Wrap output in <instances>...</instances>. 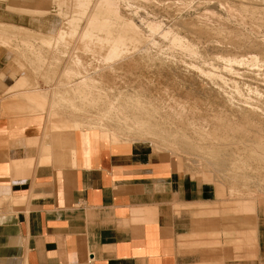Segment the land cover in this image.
Returning a JSON list of instances; mask_svg holds the SVG:
<instances>
[{"label": "bare ground", "instance_id": "bare-ground-1", "mask_svg": "<svg viewBox=\"0 0 264 264\" xmlns=\"http://www.w3.org/2000/svg\"><path fill=\"white\" fill-rule=\"evenodd\" d=\"M38 1L43 7V13L34 10L38 9V4L32 0H6L0 4H5L7 11L14 15H41L43 17L50 13L51 7L56 9L64 5L70 9L75 2L77 7L83 9V13L78 14L76 18L79 19H72L73 16H69L70 20L66 22L67 24L61 25L58 21L52 25L51 29L49 27L48 33L30 29L28 28L30 26L25 27L13 21H0V58L5 61V56L10 54L17 64V74H22L18 72L49 73L54 64L52 63L50 68L49 62H46L54 56L51 50L57 51L55 57L61 56L65 59L69 57L74 60L72 63H75L78 70L73 72L74 68L69 65L70 61L61 70L63 74H66L65 77L57 79L59 96L52 97L51 103L58 113L54 110L56 114L53 120L58 119L63 126L71 128L72 118L75 116L71 118L66 116V113L63 115V112L72 111L75 108L81 114L79 123L73 120L75 125L79 127L85 125L87 128L92 125L91 131L98 137L101 129L104 130L106 128L104 125L107 124L108 129H111L107 137L113 145L119 142L130 144L124 141L131 138L138 141L150 140L154 151L180 158L186 171L195 173L196 167L200 166L199 171L202 177L210 178L206 175L211 174L212 180L229 184L230 193H228L231 196L254 194L249 192L252 188L244 192L246 189L243 187L244 191L239 190L241 188L238 189V185V187L240 185L257 187L264 185V173L261 172L264 168V107L261 108L259 105L261 102L254 103L255 99L245 101L248 98H244V101H240L243 99L241 94L244 92H239L244 87H246L245 90L253 89L250 92L255 91L254 93L262 99L261 101L264 100V35L260 32V29L264 28V0H214L215 3L211 2L213 0ZM28 8L32 10L29 9V12ZM139 8L145 10L143 15L139 14L142 12L137 10ZM213 8H221L226 13V19L210 11ZM202 10L210 12L202 13ZM79 21L83 25L79 26ZM231 22H234V25H231ZM245 26L249 27L248 31H245V28L242 29ZM2 36H6L5 39ZM10 37L17 39L22 46L15 44L17 40L13 43L8 42ZM72 39L76 44H72L73 47L70 48L69 53L70 50L66 48L68 43L64 41L68 42ZM194 41H198L201 47ZM60 42L66 43V47H62L65 52L59 48ZM164 43L169 45V49H163ZM59 50L61 53L58 52ZM84 53L86 56V53H90L94 57L93 60H97V62L94 61L96 65L90 62L94 64V70H92L93 67L89 69L91 64L83 61ZM221 53L229 55L235 53L242 54V56L232 55L233 57H230ZM146 57L152 58V62H157L159 70L160 68L173 69V72L177 73V80L174 78L176 81H173L174 79L168 81H172L171 85L177 89L179 87L182 91L185 90V99L175 98L174 95L170 98L166 96L170 99V104L171 102L173 104V106L170 105L173 107L171 111L170 108L164 107L167 105L164 95L172 89L170 83H164L163 80L153 82L152 76L146 77L145 75L142 76L145 80L135 79L140 88L138 92H131L137 90V86L136 89L132 87L130 92H125L126 87L125 91L120 89V84L118 85L116 79L111 76L126 70L127 65L136 67V63ZM184 57L190 58L191 61L183 60ZM207 58L214 63L222 62L225 69L223 66L221 68L225 70L224 72L227 71L229 76L230 74L235 75L229 77L227 74L229 78L227 76L224 78L223 74L222 78L219 72L213 70L212 73V68H216L217 65L216 63L210 64ZM147 64L149 67V62ZM54 65L56 67V63ZM150 65H152L151 62ZM207 65L212 67L211 71L207 70ZM237 65H246L249 67L248 72L234 71L233 67ZM128 67L127 69H130ZM52 71L54 73V69ZM171 74L173 76V73ZM24 77L27 78L26 75ZM33 80L28 83L34 90L38 85ZM18 83H15L13 87L19 90L26 86L27 81H18ZM152 83H157V87L153 86L156 89L152 88L153 91L155 90L154 94L151 91ZM253 84L259 89L254 88L255 86L250 88ZM141 89L145 92L147 89L149 93L141 92L144 91ZM194 89L201 90L200 94L208 97L206 100H211L215 104V109L211 114L207 113L208 110L203 112L199 107L202 96L195 94ZM239 93L240 100L236 96ZM32 95L30 92V95L27 94L24 97L30 100ZM39 95L42 103L35 106L41 109L46 104V96L41 92ZM249 97L254 98L251 95ZM21 101L23 103V100ZM209 104L207 102V105ZM88 111L92 112V114L90 112L92 116L90 114L87 116ZM78 117L77 114L76 119ZM259 190L262 191V188Z\"/></svg>", "mask_w": 264, "mask_h": 264}, {"label": "crops", "instance_id": "crops-1", "mask_svg": "<svg viewBox=\"0 0 264 264\" xmlns=\"http://www.w3.org/2000/svg\"><path fill=\"white\" fill-rule=\"evenodd\" d=\"M19 76L0 86V264H264L256 205L147 143L63 126Z\"/></svg>", "mask_w": 264, "mask_h": 264}, {"label": "rangeland", "instance_id": "rangeland-1", "mask_svg": "<svg viewBox=\"0 0 264 264\" xmlns=\"http://www.w3.org/2000/svg\"><path fill=\"white\" fill-rule=\"evenodd\" d=\"M4 1H6V0H0V3L1 2H4ZM34 3L36 2V4H38V9H34V10H38L37 12L38 13H43V10H42V5L40 4V2L38 1V0H32ZM195 2V1H194ZM212 3H215L214 2V0L213 1H211ZM210 2V3H211ZM74 4H72L73 6H72V8H70V9H67L64 5H60V6H58L56 9L54 8V7H51V9H50V13H48L47 15H45V16H41V15H33V16H29V15H14V14H12L11 12H9V11H7V7H6V5L5 4H0V21H3V22H6L7 20H8V22L9 21H13L14 23L16 22V24H20V25H22V26H25V27H28V26H30V27H28V28H30V29H33V30H38V31H40V32H42V33H48L49 31H50V29H51V27H53L52 25H54V24H56L58 21H60V23H61V25L64 23V24H67L68 22H69V20H70V17L71 16H73L72 17V19H75L77 16H79L78 14H82L83 13V9H81V8H79V7H77V5H75V2H73ZM211 3V4H212ZM264 4V3H263ZM1 5H3V6H1ZM5 6V7H4ZM133 6V5H132ZM135 6V5H134ZM133 6V7H134ZM29 9L30 8H28V11H29ZM66 9V10H65ZM30 10H32V9H30ZM137 10H141V11H139V12H141V13H139L140 15H143L144 13L143 12H145V10L143 11V9H141V8H139V9H137ZM68 11H70V12H68ZM210 11H214V12H216V13H218V15H221V18L222 19H226V13H224V11L221 9V8H213V9H211ZM209 10L208 11H205V12H210ZM30 12V11H29ZM65 12V13H64ZM202 13H205L204 12V10H202L201 11ZM67 13V14H66ZM143 13V14H142ZM52 15V16H48V15ZM151 15V14H150ZM149 15V16H150ZM28 16V17H27ZM47 16V17H46ZM70 16V17H69ZM27 18V19H25V18ZM53 17H54V19H53ZM160 17V16H159ZM44 18V19H43ZM47 18V19H46ZM69 18V19H68ZM76 19H79V18H76ZM15 20V21H14ZM50 20V21H49ZM31 21V22H30ZM47 21H48V23H47ZM68 21V22H67ZM81 21V20H80ZM79 21V26H81V25H83L81 22ZM25 22V23H24ZM27 22V23H26ZM55 22V23H54ZM67 22V23H66ZM23 23V24H22ZM26 24V25H25ZM33 24V25H32ZM231 25H234V22H231ZM33 26H34V28H33ZM37 26V27H36ZM39 26V27H38ZM49 27H50V29H49ZM64 27H67V26H64ZM245 28V29H244ZM248 28V29H247ZM242 29H244L245 31H248L249 30V27H242ZM264 29V28H263ZM263 29H260V32H261V34H263L264 35V30ZM4 37V39H5V37L6 36H2V38ZM7 38H9V37H7ZM7 40V39H6ZM17 40V39H14V38H11L10 37V39H8L7 41L8 42H11V43H13V42H15V41ZM74 42V43H71V42ZM70 41H64V42H66V43H68V45L70 46H68V45H66L65 46V44L66 43H64L63 44V42H60L59 44L61 45H59L58 44V46H59V48H61V51L63 52V50H64V48L62 49V47H66L67 49H69L70 50V48L71 47H73V45H75L76 44V42L74 41V39H72V40H70ZM195 43H199L198 41H194ZM15 44L16 45H18L19 47H21L22 46V44L20 43V42H18V40L15 42ZM73 44V45H72ZM166 44V45H165ZM63 45V46H62ZM164 45V47H163V49L164 48H166V49H169V45L167 44V43H164L163 44ZM197 45V48H199V45H200V47H201V44L199 43V45L198 44H196ZM168 48H167V47ZM8 48H11V47H8ZM166 49H164V50H166ZM69 50H67V52L69 51ZM61 51L59 50L58 52L59 53H61ZM64 52H65V50H64ZM71 52V50L69 51V53ZM176 53L178 52V51H175ZM56 53H57V51L56 50H51V54L52 55H54L53 57H51V58H49V60L48 61H46V62H49V66H50V68H51V66H52V63H56V67H55V65L53 64V67H55V68H53L54 69V73H53V69L51 68H49L51 71L49 72L50 73V75H49V73H47V72H43V73H38V74H33V73H23V72H18V73H22V74H17L16 72H17V64H15V62H14V60L12 59V57H11V55L9 54V55H6L5 57V61H4V59L2 60V58H0V86L3 88V89H7L8 87H5L4 85H3V79H4V77H6V76H9V78H11V81H13V77H15V76H17V75H20L19 76V78L18 79H16L15 81H14V84L15 83H18V81L19 82H26L27 81V83H26V86H28L29 85V87H26L27 89L28 88H30V87H32L29 83H28V81H32L34 78H35V80H33L34 82H37V85L38 86H36L35 88L36 89H34V91H37V92H39V91H41V92H49V96H54V97H58L59 96V92H58V84H57V81L59 80V79H61L62 77H65V75L66 74H63V72L61 71L62 70V68L64 67V65L65 64H67V63H69L70 61V66H72L71 68H74V69H72L73 70V72H75L76 71V69L78 68L76 65H75V63H72V62H74V60H72V59H70L69 57H68V59L66 58H62L61 56H58V57H55L56 56ZM87 54V56L85 55V53L83 54V56H82V59H83V61L85 62V63H89V64H91L92 65V63L96 60H93L94 59V57L93 56H91L90 55V53H86ZM89 54V55H88ZM222 55H225V54H227V53H221ZM84 55H85V57H84ZM233 55V54H232ZM231 54L229 55V54H227V56H230V57H238V56H242V54H235L234 53V55L232 56ZM237 55V56H236ZM93 57V58H91V57ZM226 56V55H225ZM60 57V58H59ZM89 57V58H88ZM13 58H15V57H13ZM53 58V59H52ZM58 58V59H57ZM145 58V57H144ZM142 59V60H139L140 62H138V63H136V67H130V65H129V67H130V69H127V67H128V65L126 66V70H128V71H126V70H124V71H120L119 73H117V74H115V75H111L112 76V78L113 79H116V83L119 85V86H121L120 87V89H122L123 91H125V87H126V91L125 92H130L133 88L134 89H136V86H137V88H138V86H139V84L136 82V80H138V79H142V80H145V78L143 79L142 78V76H145L146 75V77H148V76H152L151 78V80L153 81V82H157L158 80L159 81H162L163 80V82L164 83H166V82H168V83H172V81H168V80H173L174 78H176V80H177V76H176V74H175V72H173V69H170L169 70V68H166V69H161L160 68V70L158 69L159 67L157 66V62H155V61H151L152 60V58L151 59H149V58H147L146 57V59ZM209 58H211V57H209ZM209 58H207V60H208V62L210 63V64H215L211 59H209ZM11 59V60H10ZM166 59V58H165ZM92 60V61H91ZM149 62V67H148V62ZM178 60V59H177ZM183 60H185V61H188V62H190L191 61V59L189 58V59H187L186 57H184L183 58ZM210 60V61H209ZM63 61V62H62ZM89 61V62H88ZM146 61V62H145ZM194 61H195V59H194ZM11 62H13V63H11ZM90 62H92V63H90ZM95 62H97V60L95 61ZM94 62V63H95ZM141 62H143V63H141ZM150 62L152 63V65H150ZM212 62V63H211ZM58 63V64H57ZM144 63H145V65H147V66H145L144 65ZM209 63H208V65H209ZM221 63L222 62H217L216 63V65H217V67L216 68H212V67H209L208 65H207V70L209 69H211L212 68V73H213V70H215V71H217V72H219L220 74V76L223 78V74H224V78H226V76H227V71H226V73L224 72L225 70V67H224V65H223V63H222V65H221ZM34 64V63H33ZM51 64V65H50ZM74 66H73V65ZM97 63H95V65H96ZM143 64V65H142ZM153 64H155L154 66H153ZM219 64H220V67H219ZM26 65V64H25ZM90 65V70H91V68L94 66V64L91 66ZM133 65V64H132ZM131 65V66H132ZM77 68H76V67ZM142 66H144V67H142ZM156 66V67H155ZM223 66V68L224 69H222L221 67ZM95 67V66H94ZM94 67H93V69L92 70H94ZM128 67V68H129ZM148 67V68H147ZM152 67V68H151ZM167 67V66H166ZM56 68H57V70H56ZM136 68V69H135ZM154 68V69H153ZM64 69V68H63ZM134 69V70H133ZM158 71H157V70ZM217 69V70H216ZM233 69H234V71H236V70H239L238 71V73H247L248 72V69H249V67H247L246 65H237L236 67H233ZM78 70V69H77ZM130 70V71H129ZM149 70V71H148ZM169 72H168V71ZM172 70V71H171ZM247 70V71H246ZM60 71V72H59ZM137 71H139V73L137 72ZM142 71H143V73H142ZM151 71V72H150ZM156 71H157V73H156ZM162 73H161V72ZM223 71V72H222ZM246 71V72H245ZM58 72V73H57ZM72 72V73H73ZM89 72H92V71H89ZM129 72V73H128ZM148 72V73H147ZM237 72V71H236ZM16 73V74H15ZM47 73V74H46ZM52 73V74H51ZM61 73V74H60ZM125 73V74H124ZM138 73V74H137ZM160 73V74H159ZM171 73H173V76H172V74ZM46 74V75H45ZM62 74H63V76H62ZM122 74V75H121ZM124 74V75H123ZM129 74V75H128ZM152 74V75H151ZM158 74V76H156V75ZM164 74V75H163ZM168 74H170V75H168ZM25 75H27V78L26 77H24ZM31 75V77H32V75H33V77H32V79L30 80V78H29V76ZM54 75V76H53ZM154 75V76H153ZM163 75V76H162ZM168 75V76H167ZM217 75V74H216ZM215 75V76H216ZM235 74H233V75H231L230 74V76H229V74H228V76L229 77H233ZM49 76H51L50 78H49ZM73 77H72V79L74 80V76H75V73H74V75H72ZM115 76V77H114ZM140 78H139V77ZM166 76V77H165ZM172 76V77H171ZM176 76V77H175ZM227 76V77H228ZM237 76V75H236ZM21 77V78H20ZM61 77V78H60ZM117 77V78H116ZM120 79H119V78ZM131 77H133L132 79H131ZM137 77V78H136ZM228 77V78H229ZM240 77H242V76H240ZM24 78H26V79H24ZM59 78V79H58ZM154 78V79H153ZM169 78V79H168ZM20 79V80H19ZM56 79V80H55ZM58 79V80H57ZM136 79V80H135ZM165 79H166V81H165ZM5 80V79H4ZM18 80V81H17ZM53 80V81H52ZM132 80H134V82L132 81ZM175 79L173 80V81H176ZM48 81V82H47ZM121 82V83H120ZM133 82V83H132ZM32 83V82H31ZM76 83H77V81H76ZM171 83H170V85H171ZM13 84V85H14ZM19 84V83H18ZM72 84H74L73 82H72ZM157 83H152L151 84V89L153 88H155V87H153V86H155ZM126 85V86H125ZM132 85V86H131ZM146 87H147V85L146 84H144ZM254 87V88H258L259 89V87H257V85H255V84H253V85H250V88H252V87ZM25 87H23V89H26ZM129 87V88H128ZM131 87V88H130ZM133 87V88H132ZM156 87H157V85H156ZM168 87V90H169V88L171 87L172 89H170V91H168V92H170L169 94H165L164 95V99H167V100H165V102L167 103V105L168 106H173V104H172V102H171V104H170V99H168V98H170V96L171 95H174V97L176 98H179V99H185L186 98V96L184 95V91L185 90H183L182 91V89H180L179 87H178V89L176 88V87H174V86H170L169 87V85L167 86ZM38 88V89H37ZM55 88H57V89H55ZM244 88H246V87H244ZM244 88H242L239 92L240 93H242V92H244L243 94H241V96H242V98L243 99H241L240 100V93L238 94V95H236L238 98H239V100L240 101H244L245 99H247V100H245V101H252V100H256V101H253L254 103H260L259 105H261V108H263L264 106V100L263 101H261L262 99H260L259 98V96H257L256 95V93H254L253 91L252 92H250L251 90H253V89H250L249 90V88H247L246 90L248 91V92H250V94L244 89ZM3 89H2V92H3ZM31 89V88H30ZM33 89V88H32ZM39 89H45V90H39ZM127 89H128V91H127ZM139 89L140 88H138L137 90H132L131 92H138L139 91ZM151 89H149V90H151ZM153 89L151 90L152 91V93L154 94L155 93V90L153 91ZM156 89V88H155ZM167 89V88H166ZM141 90H144V89H141ZM140 90V91H141ZM243 90V91H242ZM246 92H245V91ZM54 91H56V92H54ZM199 91H201V90H198V89H194V92H195V94L196 93H198V95L201 97H204V98H202L201 97V99H202V102H201V105L199 104V107L202 109V111L203 112H207V110H208V114H211V112H212V110H214L215 109V104L211 101V100H209V101H207L206 99L208 98H206V96H204V95H202V94H200V92ZM141 92H144V93H147L148 91H147V89H146V92H145V90L144 91H141ZM40 93V92H39ZM55 93V94H54ZM149 93V92H148ZM245 93L247 94L248 93V95H246V96H243V95H245ZM252 93V94H251ZM152 94V95H153ZM255 94V95H254ZM4 95V94H3ZM38 95V94H37ZM37 95H34V97L35 96H37ZM235 95V94H234ZM253 96L252 98L253 99H250V97L249 96ZM168 98H167V97ZM0 97H1V99L3 100V99H6L5 97H2V94H1V91H0ZM56 97V98H57ZM236 97V98H237ZM259 99H258V98ZM237 98V99H238ZM245 98V99H244ZM258 99V101H257V99ZM1 100V101H2ZM205 100H206V103H205ZM204 101V102H203ZM75 104H76V102H75V100L73 101ZM168 102H169V104H168ZM207 102H208V104L209 105H207ZM214 104V105H213ZM2 105V104H1ZM166 105V104H165ZM164 106V107H167V108H170L169 110L171 111V108H173V107H168V106ZM211 105V106H210ZM54 106V105H53ZM46 107H47V104L44 106V108L46 109ZM77 107H78V104H77ZM52 109V108H51ZM65 110V109H64ZM92 110V109H91ZM165 110H168V109H165ZM76 111V109L74 108L72 111L70 110H66L65 112H63L64 114L63 115H65V113H66V116H70L71 118L72 117H74V118H72V122L74 123V125L76 124L75 122H78L79 123V121H80V115L81 114H79L78 113V111H76L75 112V114H74V112ZM172 111H173V109H172ZM201 111V112H202ZM89 113H86L87 114V116H89V114H90V112L91 111H88ZM67 114H69V115H67ZM77 114H78V119H76L77 118ZM85 114V115H86ZM91 114H92V112H91ZM90 114V116H92ZM2 117V113H0V118ZM90 118V117H89ZM93 118V117H92ZM76 119V120H75ZM75 122H74V121ZM72 124V123H71ZM107 124H105L104 125V130L103 129H101V132L98 134V136L100 135H104V134H106V135H108L109 133H110V128L108 129V125L106 126ZM92 125H90V126H88V127H90V128H87V126L85 127V125H83L82 127H79V125H78V127H77V125H75L74 126V128H78V129H80V130H91V129H93L92 127H91ZM85 127V128H84ZM107 129H108V131H107ZM103 130V131H102ZM124 142H129V143H131V142H144V143H147V144H149V145H151V147H152V142L150 141V140H147V141H138V140H136V139H130V140H125ZM120 143H122V142H119L118 144H120ZM153 149V148H152ZM156 152H159V151H156ZM160 153V152H159ZM162 155H166L167 157H169L172 161H174V162H176V165L177 166H179V167H181L182 169V171H184L185 173H188V174H190V175H192V176H199V175H201V172L199 171V170H201L199 167H196V171H195V173H194V171H186L184 168H183V166H182V163L180 162L181 160H180V158H178V157H172V156H170V155H168V154H165V153H161ZM183 156H185V155H183ZM198 172H200L199 174H198ZM261 172H263L264 173V168L262 169V171ZM206 176H210V178L209 177H207L206 179H208V181L209 182H218V181H215V180H212L213 179V176L211 175V174H207ZM219 183V182H218ZM221 183V182H220ZM224 185H226L225 183H223ZM227 186L230 188V185L229 184H227ZM239 186V185H238ZM237 186V188L239 189V188H241V189H239V190H242V189H244V190H242V191H244V192H248L251 188V190L249 191V192H251V193H254V194H251V195H253L252 197H251V195H249V196H246V195H242V196H239V197H237V196H234V197H237L238 198V200H240V201H249V202H245V203H250V205H256V209H257V214L258 215H260V217H261V219H264V192H263V190H264V185H262V186H253V185H240V187H238ZM242 186V187H241ZM244 187V188H243ZM262 188V191L261 190H259V189H261ZM254 191H256V193L254 192ZM259 192H261V193H259ZM230 193V192H229ZM255 195H256V197H255ZM256 198V199H255ZM252 199V200H251ZM254 199V200H253ZM254 203V204H253ZM257 216V215H256ZM259 217V218H260Z\"/></svg>", "mask_w": 264, "mask_h": 264}, {"label": "built area", "instance_id": "built-area-1", "mask_svg": "<svg viewBox=\"0 0 264 264\" xmlns=\"http://www.w3.org/2000/svg\"><path fill=\"white\" fill-rule=\"evenodd\" d=\"M0 112H1V97H0Z\"/></svg>", "mask_w": 264, "mask_h": 264}]
</instances>
